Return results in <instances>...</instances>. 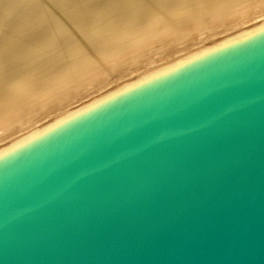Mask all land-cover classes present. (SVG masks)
Segmentation results:
<instances>
[{"label": "water", "instance_id": "obj_1", "mask_svg": "<svg viewBox=\"0 0 264 264\" xmlns=\"http://www.w3.org/2000/svg\"><path fill=\"white\" fill-rule=\"evenodd\" d=\"M0 264H264V19L0 148Z\"/></svg>", "mask_w": 264, "mask_h": 264}, {"label": "bare ground", "instance_id": "obj_2", "mask_svg": "<svg viewBox=\"0 0 264 264\" xmlns=\"http://www.w3.org/2000/svg\"><path fill=\"white\" fill-rule=\"evenodd\" d=\"M263 19L264 0H0V148Z\"/></svg>", "mask_w": 264, "mask_h": 264}, {"label": "rangeland", "instance_id": "obj_3", "mask_svg": "<svg viewBox=\"0 0 264 264\" xmlns=\"http://www.w3.org/2000/svg\"><path fill=\"white\" fill-rule=\"evenodd\" d=\"M245 14H246V13H242L243 16H245ZM238 17H239V16H238ZM152 49H153V48H152ZM152 49H151V50H152ZM154 49H155V48H154ZM151 50H149V52H150ZM152 52H154V51H152ZM98 83H99V82H97V84H98Z\"/></svg>", "mask_w": 264, "mask_h": 264}]
</instances>
